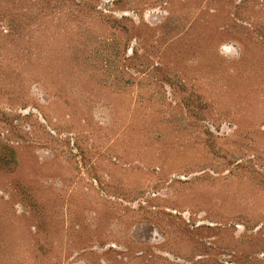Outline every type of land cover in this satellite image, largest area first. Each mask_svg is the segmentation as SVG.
Instances as JSON below:
<instances>
[{
	"label": "rangeland",
	"instance_id": "374dc122",
	"mask_svg": "<svg viewBox=\"0 0 264 264\" xmlns=\"http://www.w3.org/2000/svg\"><path fill=\"white\" fill-rule=\"evenodd\" d=\"M0 264H264V0H0Z\"/></svg>",
	"mask_w": 264,
	"mask_h": 264
}]
</instances>
